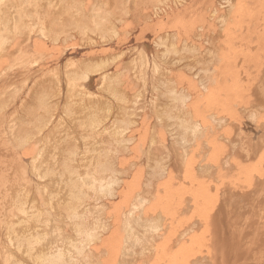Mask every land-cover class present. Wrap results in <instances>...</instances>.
I'll list each match as a JSON object with an SVG mask.
<instances>
[{
    "label": "bare ground",
    "instance_id": "6f19581e",
    "mask_svg": "<svg viewBox=\"0 0 264 264\" xmlns=\"http://www.w3.org/2000/svg\"><path fill=\"white\" fill-rule=\"evenodd\" d=\"M109 1L0 0V264H264V132L218 137L209 128L195 93L212 91L207 68L194 64L196 0H111L119 18ZM163 7L165 17H154ZM139 14L154 17L148 46L137 37L149 27L116 38ZM225 19L220 13L216 32L231 30ZM241 111L253 123L258 116ZM194 146L210 149L189 166L195 188L176 170ZM117 196L125 204L113 220L106 209ZM202 221L204 247L190 236Z\"/></svg>",
    "mask_w": 264,
    "mask_h": 264
},
{
    "label": "rangeland",
    "instance_id": "374dc122",
    "mask_svg": "<svg viewBox=\"0 0 264 264\" xmlns=\"http://www.w3.org/2000/svg\"><path fill=\"white\" fill-rule=\"evenodd\" d=\"M82 1H84L85 3H86V1L87 0H82ZM197 1V0H196ZM195 1V3H194V5H195V7L199 10L201 7H202V5L200 6V4H202L201 2H199L198 1V3ZM206 1L207 0H204V4H206ZM209 1V4L211 5V6H213V5H215V4H217L216 6H213V7H215V8H213V7H211L210 5H208V3H207V5L206 6H204V4H203V6L204 7H202L199 11H198V13H200L201 14V16H202V18L197 14V9L195 8L194 10L193 9H191V11H195L194 13H192V12H190L191 13V17L192 16H194L195 15V19H193V23H195V24H193V30H192V32L193 31H195V33H193L191 36H192V41H193V43H194V45L196 46V47H198V50H197V52L195 53V56H196V58H198V61L196 60V61H194V64L196 65V66H198L199 64L200 65H203V66H205L206 68H207V78L209 79V84H210V86L212 87V91H210L209 89H203L202 87H198V91H196L195 90V93H196V95L198 96V100H200L199 101V105H200V108L201 109H207L208 110V112H209V114H208V120L210 121V123H209V128H212V130H213V134H214V136H221V135H227V136H235V134H238V133H241V132H244V136H248V135H251V134H255L256 135V133H259L260 135H261V133L262 132H260V131H262V129H263V132H264V104H262V103H264V62H263V60H264V56H263V54H264V47L262 48L261 46H264V44L262 45V43H260L261 42V39H262V41L264 42V38H260V36L259 35H257V36H255L254 37V35L253 34H263L264 35V30H262V28L261 27H263V29H264V16L262 17V15H264V0H261V1H263V2H261V1H259L258 0V2H257V0L255 1V0H250L249 1V3H248V0H246L247 2L246 3H248V5H246L245 4V7L244 8H246V9H244V11H243V15H242V17L240 18V19H238V16L236 17V16H233V15H237V12H240V10L242 11L243 10V7H240V4H239V0H232V6L230 7H228L227 8V6H225V5H221V4H218L219 3V0L216 2V0H212L211 2H212V4H211V2H210V0H208ZM207 1V2H208ZM252 1V2H251ZM109 2H111L113 5H114V3L116 2V0H115V2L114 1H109ZM114 2V3H113ZM119 2H121V3H119ZM124 2H127V0H118V2H116V6L118 5V4H120V6H124V5H126V3H124ZM251 2V3H250ZM181 5V4H180ZM193 5V6H194ZM221 5V6H220ZM115 5H114V7L113 6H110V7H112L111 9L113 10V12H115L114 13V17L115 18H119V17H121V13H122V9H118L117 7H116ZM192 6V7H193ZM210 6V7H209ZM219 6L221 7V9L219 8ZM251 6V7H250ZM253 6V7H252ZM258 6H260V7H258ZM165 7V6H164ZM164 7L162 8V9H164ZM191 7V8H192ZM249 7H250V9H249ZM254 7H255V9H254ZM257 7V8H256ZM194 8V7H193ZM226 8V9H225ZM238 10H237V9ZM239 8H240V10H239ZM252 8V9H251ZM261 8H263V9H261ZM116 9L118 10V11H116ZM162 9H159V13H160V15H159V13H155L154 15V17H161L162 15V13L163 14H165L166 15V12H165V10H166V8L164 9V10H162ZM203 9V10H202ZM222 9H225V10H222ZM228 9V10H227ZM154 10H155V8H154ZM156 10H158V9H156ZM255 10V11H254ZM258 10H260V12L258 11ZM261 10H262V12H261ZM161 11V12H160ZM163 11V12H162ZM217 11V12H216ZM226 11V12H225ZM229 11V12H228ZM254 11V12H253ZM258 11V12H257ZM216 12V13H215ZM249 12V14H247ZM256 12V13H255ZM212 15H211V14ZM220 13L221 14H225V17H226V19H225V25H227L228 23L231 25V30L230 29H226V30H228V31H226V30H224L223 31V29H221V31L219 30V29H217V32H216V30L213 28V25H216V26H219L220 24H218L219 22H218V16L220 15ZM258 13H260V15L258 14ZM194 14V15H193ZM229 14V15H228ZM256 14V15H255ZM260 16L259 18L258 17H256V16H258V15ZM117 15V16H116ZM140 16L137 18V19H139V23L138 22H135L136 23V26H135V28L134 29H132V30H123V31H120V30H118L119 31V33H117L118 34V37H116V38H120L121 36H125L127 39H130V37H131V35L133 34V36H135V38L137 37V35H139L141 32H143V29H144V32L143 33H146L147 31H148V27H149V32H147L146 34H147V36L145 37V36H141V37H143V39L141 38V37H137V38H140L141 40H143L142 42H144L143 44H145V45H149L150 44V41L152 40V38L151 37H154V32H156L155 31V29H156V27L153 25V23H151L154 19V17L152 18V17H147L146 15L144 16V14L142 15V14H139ZM218 15V16H217ZM143 16V18H141ZM199 16V17H198ZM210 16V17H209ZM231 16V17H230ZM253 16H255V17H253ZM144 17H146V18H144ZM162 17H165V16H162ZM208 17V18H207ZM217 17V18H216ZM150 18V19H149ZM201 18V19H200ZM229 18H231V19H229ZM254 20H253V19ZM255 18L259 21V25L261 26H259L258 24H257V22H256V20H255ZM153 19V20H152ZM217 19V20H216ZM243 19V20H242ZM147 20H149V22H147L146 23V21ZM201 20H202V22H201ZM216 20V21H215ZM227 20V21H226ZM236 20V21H235ZM141 21L143 22V24L141 23ZM145 21V22H144ZM195 21H197V22H195ZM242 21V22H241ZM247 21V22H246ZM232 22V23H231ZM244 22V23H243ZM260 22H262L263 24H261ZM144 23H146V25L148 24H150L149 26H147L146 28H145V26H144ZM207 23H210L211 24V26H209ZM250 23V24H249ZM138 24V25H137ZM141 24V25H140ZM152 24V25H151ZM198 24V25H197ZM200 24H202V26H200ZM237 24V25H236ZM257 24V25H256ZM143 25V26H142ZM195 25V26H194ZM242 25V26H241ZM250 25V26H249ZM142 26V27H141ZM152 26V27H151ZM154 26V27H153ZM197 26H200L201 28H197ZM235 26L237 27V28H235ZM240 26L242 27V30H243V32L241 31V29L239 30L238 28H240ZM254 26H258L257 28L256 27H254ZM139 27H141V29L139 28ZM195 27V28H194ZM248 27V28H247ZM251 27H253L252 29H253V31H254V29H256L255 31H254V33H253V31H252V29H251ZM155 28V29H154ZM247 28V29H246ZM259 28H261L260 29V31L262 30V33L259 31ZM152 31H151V30ZM154 29V30H153ZM147 30V31H146ZM230 30V31H229ZM247 30H250L249 32L252 34V36L249 34V32H247ZM202 31H204V32H202ZM206 31V32H205ZM218 31H219V33H218ZM256 31H258V32H256ZM136 32H138L137 34H135ZM153 33V36H150V40L148 39L149 37V34H151L152 35V33ZM200 32V33H199ZM213 32V33H212ZM220 32H222V34L220 33ZM238 33V35L239 36H236L237 34L236 33ZM256 32V33H255ZM127 35H126V34ZM199 33V34H198ZM203 33H204V35H203ZM211 33L213 34L212 35V38H211ZM228 33H230V34H228ZM241 35H240V34ZM242 33H243V35H242ZM246 33H248L249 35H247ZM135 34V35H134ZM142 34V33H141ZM140 34V35H141ZM146 34H144V35H146ZM194 34H195V37H194ZM232 34V35H231ZM236 34V35H235ZM244 34H246V38L247 39H249L250 40V38L252 39V41H249V40H247V41H249V42H247L246 41V39H245V35ZM130 35V36H129ZM143 35V34H142ZM188 35V34H187ZM221 35H222V39H221ZM226 35H228V36H226ZM263 35H261V37H264ZM120 36V37H119ZM206 36H208V39L206 38ZM231 36V37H230ZM233 36V37H232ZM249 36V37H248ZM253 37H254V41H253ZM116 38L115 39H112V42L114 43L115 41H116V44L118 43L117 41H118V39L116 40ZM132 38H134V37H132ZM148 39V41H146L147 39ZM228 38H230V41H229V39ZM258 38V39H257ZM260 38V39H259ZM146 39V40H145ZM225 39V40H224ZM232 39V40H231ZM257 39V40H256ZM113 40H115V41H113ZM221 40V41H220ZM260 40V41H259ZM207 43H206V42ZM223 41H226L225 43L223 42ZM243 41V42H242ZM258 41V42H257ZM215 42V43H214ZM250 42H251V44H250ZM254 42V43H253ZM196 43V44H195ZM216 43H217V45H216ZM219 43H221V44H219ZM227 43V44H226ZM242 43V44H241ZM252 45L251 46V48L249 47V45ZM256 43H257V46H258V44H259V46L257 47L256 46ZM199 44V45H198ZM118 45V44H117ZM116 45V46H117ZM209 45H210V47H209ZM225 45H226V47H225ZM234 46L235 47V49H233L234 47H232V46ZM242 45H243V47H242ZM239 46V47H238ZM255 46L258 48H255ZM119 47V46H118ZM202 47V48H201ZM204 47L206 48H211L213 51H214V49H215V52H217V56L215 55V56H212V57H214V59L212 58V57H209V58H207L206 56H204V55H201V53H200V50L201 51H203L204 50ZM222 47H223V49H222ZM236 47H238V48H236ZM231 48V49H230ZM246 49V50H245ZM249 49H250V53H249ZM230 50H232V51H230ZM234 50V51H233ZM240 50H242V52L240 51ZM248 50V52H245V51H247ZM239 53V55H237L238 53ZM256 51H257V53H256ZM259 51V52H258ZM223 52V53H222ZM234 52H236V53H234ZM227 53V54H226ZM229 53H230V55H229ZM233 53L235 54V55H233ZM241 53V54H240ZM244 53V54H243ZM260 55H259V54ZM263 53V54H262ZM219 54V55H218ZM225 54H226V56H225ZM246 54H249L250 56H252V58H254V59H252L251 57L249 58V60H247L248 59V57H249V55L247 56ZM255 54V57L253 56ZM256 54H258V55H256ZM224 55V56H223ZM221 56V57H220ZM227 56H228V58H230L229 60H228V58H227ZM233 56V57H232ZM258 57V61H260L259 62V64H258V61L257 60H255V59H257V57ZM203 57V58H202ZM232 57V58H231ZM245 58V59H244ZM260 58V59H259ZM216 59V60H215ZM224 61H223V60ZM237 59V60H236ZM251 59V60H250ZM206 60V61H205ZM211 62H210V61ZM228 60V61H227ZM208 61V62H207ZM248 61V62H247ZM252 61V62H251ZM254 61H257L256 63H254ZM237 63V64H236ZM254 63V64H253ZM260 63H261V65H260ZM263 63V64H262ZM250 64H251V66H250ZM255 64H256V66H255ZM258 64V65H257ZM226 65V66H225ZM235 65V66H234ZM241 65V66H240ZM219 66V67H218ZM254 66H255V68H254ZM261 66V67H260ZM211 67V68H210ZM238 67V68H237ZM214 68V69H213ZM257 68H259L258 70H257ZM245 69V70H244ZM249 69V70H248ZM222 71V72H221ZM240 71V72H239ZM233 72V73H232ZM239 72V73H238ZM214 74H215V76H214ZM226 78V79H225ZM239 78H240V80H239ZM263 80H262V79ZM193 80H195L196 78L195 77H193L192 78ZM225 79V80H224ZM214 80V81H213ZM263 81V82H262ZM238 82V83H237ZM241 82V83H240ZM259 82H262V83H259ZM224 83V84H223ZM258 83V84H257ZM228 84V85H227ZM223 85H224V90L222 89V87H223ZM260 85V86H259ZM200 86V85H199ZM220 86V87H219ZM234 86V87H233ZM237 86V87H236ZM263 86V87H262ZM244 87V88H243ZM257 87V88H256ZM201 89V90H200ZM215 89H216V91H215ZM257 89V90H256ZM261 91H260V90ZM263 89V90H262ZM200 90V91H199ZM214 91V92H213ZM259 91V92H258ZM218 92V93H217ZM199 93V94H198ZM258 93H260V95L258 94ZM206 97L207 98V100L205 101V99L204 98H201V97ZM207 96H209V97H207ZM223 96H224V98H223ZM240 96V97H239ZM258 96V97H257ZM260 96V97H259ZM215 97H217L216 99H220L218 102H215L214 101V98ZM257 97V98H256ZM261 98V99H260ZM203 99V100H202ZM260 99V100H259ZM213 101V102H212ZM224 105V107L225 108H223L222 107V104ZM226 102V103H225ZM207 103H208V105H207ZM225 103V104H224ZM259 103L261 104V106H258L259 105ZM235 104V105H234ZM252 104V105H251ZM256 104V105H255ZM210 105V106H209ZM253 106V107H252ZM255 106V107H254ZM242 107H249V108H256L257 110H258V116H257V118L255 119V121H254V123H253V121H251L250 119H248V117H247V115H245V114H243L242 113ZM259 109H260V111H259ZM212 110H214V111H212ZM216 110V111H215ZM263 110V111H262ZM212 111V112H211ZM220 114H219V113ZM212 113H215L217 116L218 115H223V116H226L227 117V123H226V125H225V127L224 126H218L213 120H212V118L210 117L211 116V114ZM247 119H246V118ZM248 125V126H247ZM254 125H255V127H254ZM243 126V127H242ZM247 126V127H246ZM250 126H252L251 128H250ZM257 127V128H256ZM239 128V129H238ZM256 128V129H255ZM247 130H248V132H247ZM257 130V131H256ZM250 132V133H249ZM221 134V135H220ZM262 136H264V133H262ZM137 138H138V136H137ZM135 140V139H134ZM136 141H138L137 139L135 140V141H133L132 143H137ZM141 140L139 141V143H137L138 145H141ZM217 143V142H216ZM216 143L214 142L213 143V146H216ZM226 140L225 141H223L221 144L222 145H218V143H217V148H216V151H221V150H223L224 149V147H223V145L225 144L226 145ZM134 144V145H135ZM220 144V143H219ZM195 147V148H194ZM193 148H192V151H191V154L189 155V157H188V160L186 161V163H177L178 164V166H179V168H183V169H181L182 171L180 172V170L178 171V167L176 168V170H177V172L178 173H180L181 175H186L185 176V178L187 179V182H189L190 183V186L191 187H193V188H195L197 185H195L194 186V184H195V182H194V177H191V175H190V173H189V166H190V164L191 163H194L197 159H198V157H200V159H201V157L202 158H204V159H201V160H205V158L207 157V155H208V153L210 152V149H209V151H208V153L206 154V152H205V149L202 147L201 148V150H199L200 148H197L196 146H194ZM220 147V148H219ZM222 147V148H221ZM193 150H194V153H193ZM258 150V149H257ZM199 151H201V152H199ZM214 151V149H212V152ZM257 152V151H256ZM197 153V159L195 160V154ZM201 153V154H200ZM206 154V156H205V154ZM131 155H132V153H130L129 154V157L132 159V158H135V157H131ZM136 156V155H135ZM192 157V158H191ZM194 160V161H193ZM123 161V160H122ZM183 164V165H182ZM180 165H182L181 167H180ZM130 170V174H131V168L129 169ZM186 172H188V173H186ZM185 173V174H184ZM129 174V176L131 177H133V173H132V175H130ZM187 174H189V175H187ZM184 176H181V178L183 179V177ZM131 177V178H132ZM190 177V178H189ZM130 178V179H131ZM188 178H189V180H188ZM161 179V180H160ZM159 179V181L157 180V182L155 183L156 184V188L158 189V186H157V184H159L158 182H162V184L166 181V180H164V178L162 179V178H160ZM191 179V180H190ZM127 181V180H126ZM191 182H193V184L191 183ZM129 183H131V182H129ZM155 186V185H154ZM154 189V188H153ZM154 190H156V189H154ZM169 190V189H168ZM170 190H173V189H170ZM129 191H131V190H129ZM159 191V190H158ZM158 191L156 190V192L158 193ZM125 192V191H124ZM133 192V191H132ZM126 193V192H125ZM123 196V195H122ZM156 197H158V196H152V198H151V202H153V201H155V200H157V199H155ZM116 198H117V201H115L116 200ZM115 198V202H117V204H114L112 201H110L109 202V204H113V205H115L114 207H113V205H108V207H107V211H108V214H110V216L112 217V219L114 220L115 219V215H118V214H116V212H118L117 211V209H119V211H120V214H121V207H123V205L125 204V202L122 200V203H119V201H120V198L117 196ZM123 198H124V196H123ZM154 198V199H153ZM211 198H212V201L214 202L213 203V209H214V206H215V210H216V207H218V205H217V201L218 200H216V199H218V197H217V195L215 196V195H212L211 196ZM216 200V201H215ZM159 201H161V200H159ZM197 201V200H196ZM124 202V203H123ZM156 202H158V201H156ZM198 202V201H197ZM118 205V206H117ZM159 206H163V202L161 201L160 203H159ZM214 210V211H215ZM220 211V210H219ZM114 214H113V213ZM215 214L218 216V215H220V213L219 214H217V211L216 212H214L213 214H212V216H215ZM199 219V218H198ZM188 221V220H187ZM186 221V222H187ZM191 220H189L188 221V223H191L190 222ZM194 221V220H193ZM200 221V220H199ZM187 223V224H188ZM192 223H194V222H192ZM209 224V222L208 221H202L201 222V224H202V226H200V227H198L197 228V226L196 227H194L192 230H191V237L193 238V239H195V236H196V239L199 241L198 242V245H201L202 247H204L205 246V244H202L203 242H201V238L203 237V235H202V233L201 232H203V230H204V225L205 224ZM212 223V222H211ZM213 224V223H212ZM201 233V234H200ZM194 236V237H193ZM198 236V237H197ZM201 237V238H200ZM200 238V239H199ZM204 241V240H203ZM103 245V246H102ZM107 243L106 242H104L103 244H101L100 246H102L103 248H107ZM105 246V247H104ZM106 255V254H105ZM105 255H102V256H105ZM103 261V260H102ZM102 263V262H101Z\"/></svg>",
    "mask_w": 264,
    "mask_h": 264
},
{
    "label": "crops",
    "instance_id": "0c3cea01",
    "mask_svg": "<svg viewBox=\"0 0 264 264\" xmlns=\"http://www.w3.org/2000/svg\"><path fill=\"white\" fill-rule=\"evenodd\" d=\"M152 190H154V189H152Z\"/></svg>",
    "mask_w": 264,
    "mask_h": 264
}]
</instances>
